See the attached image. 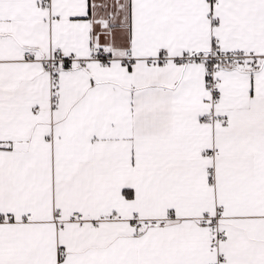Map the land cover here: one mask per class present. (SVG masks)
<instances>
[{
	"label": "snow or ice",
	"instance_id": "snow-or-ice-1",
	"mask_svg": "<svg viewBox=\"0 0 264 264\" xmlns=\"http://www.w3.org/2000/svg\"><path fill=\"white\" fill-rule=\"evenodd\" d=\"M0 264H264V0H0Z\"/></svg>",
	"mask_w": 264,
	"mask_h": 264
}]
</instances>
